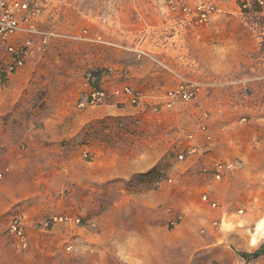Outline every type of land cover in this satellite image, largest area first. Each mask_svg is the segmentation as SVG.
I'll list each match as a JSON object with an SVG mask.
<instances>
[{"label":"rangeland","instance_id":"obj_1","mask_svg":"<svg viewBox=\"0 0 264 264\" xmlns=\"http://www.w3.org/2000/svg\"><path fill=\"white\" fill-rule=\"evenodd\" d=\"M213 1L221 13L197 29L165 18L163 0L43 1L41 29L87 30L92 41L51 37L33 57L45 69L42 112L27 115L16 102L0 114V191L23 194L14 201L0 193V264H264V7ZM6 58L0 45L1 96ZM109 67H123V84L145 95L141 105L112 96L106 106L79 109L89 74ZM182 79L198 83L197 100L162 108L158 97ZM57 109L63 115L53 117ZM236 122L248 140L244 165L233 193L208 197L212 207L192 178L203 170L187 169L164 144L185 142L202 123L218 133ZM139 161L144 172L129 176ZM11 166L22 178L16 190L13 182L3 189ZM53 216L73 221L43 228ZM16 218L25 247L8 231ZM131 234L143 242L129 244Z\"/></svg>","mask_w":264,"mask_h":264},{"label":"built area","instance_id":"obj_2","mask_svg":"<svg viewBox=\"0 0 264 264\" xmlns=\"http://www.w3.org/2000/svg\"><path fill=\"white\" fill-rule=\"evenodd\" d=\"M43 1L0 0V45L5 48L7 54L5 67L2 70L5 78L23 68L35 51L44 50L51 37L67 36L76 40L92 41L87 30H84L81 35L70 36L41 29L39 17L43 8ZM163 2L170 19L185 29H197L206 26L221 13L220 8L213 0H163ZM256 2L259 6L264 7V0H256ZM95 40L103 42L100 36L96 37ZM112 73H115V70L106 68L103 71H94L92 75L89 74L85 82L87 90L84 97L78 102L79 109L106 106L112 96H115L119 103L128 102L135 106L141 105L145 96L131 87L121 86L114 92H110L101 85L102 79ZM198 92L197 82L182 79L174 88L165 92L161 106L165 109H172L182 103H192L197 100ZM196 128L205 141H211L212 136L206 124H199ZM186 140L193 142L194 135L191 133L186 135ZM189 153H194V149H190ZM177 159L179 161L184 160V153L177 155ZM237 167V162H214L203 172L211 174L214 181L222 182L225 176ZM2 179L3 173L0 171V181ZM171 182L172 179H169V183ZM201 201L212 207L216 206L215 202H210L206 194L201 195ZM181 220L182 216L177 215L169 223L175 227ZM72 221L67 216H53L42 222L41 226L47 228L49 225L67 224ZM75 222H79V220L76 219ZM8 231L18 239L20 245L23 247L27 245L24 222L21 219L16 218L10 221Z\"/></svg>","mask_w":264,"mask_h":264},{"label":"crops","instance_id":"obj_3","mask_svg":"<svg viewBox=\"0 0 264 264\" xmlns=\"http://www.w3.org/2000/svg\"><path fill=\"white\" fill-rule=\"evenodd\" d=\"M167 16L168 15L166 14L165 18H167ZM108 43L110 45L111 44L113 45V43L111 42H108ZM135 49L142 52L141 49H138V48H135ZM37 52L38 51H35L33 56L28 60V62L25 64L23 68H21L19 71L15 72L14 74L10 75L9 80L6 82L4 86L5 95L4 96L0 95V114L4 113L5 110H11L16 104V102L19 103V106L22 110H24L25 112H28L27 115L34 114V112H39V113L42 112V111H38V108L36 107V102L38 101L36 99L38 98V95H39L38 90L42 88V85L38 86V84L42 81L43 75H45L44 74L45 69H43V65L41 64L39 65V62L33 60V57L34 55L37 54ZM114 70H115V73L113 75L112 74L111 76L107 75L102 79L101 85L103 84L107 86L106 89L110 92H114L121 86L130 87L127 84H123V80H122L123 79L122 78L123 77V74H122L123 67H120L118 69L114 68ZM116 78H119L120 81H122V84H118L115 87H112V85L108 83V80H113ZM165 92L162 93L160 97H158L160 100H162V102H163V95L165 94ZM141 94L143 95V93ZM58 100L59 99H57V101ZM44 109L50 110L47 104L44 106ZM52 110H54V108ZM17 112H20V111L18 110ZM63 112H64L63 110L59 111L57 109L56 112H54L56 114L53 115V117H60L61 115H63ZM239 126H240V123L236 122V124H232V126L230 127H224L221 130L219 129L217 130L218 133H215L216 131L214 129L212 130L207 125L208 130L212 136V139L210 142L205 141L203 136L197 131L196 127L194 128L192 127V129L186 135L190 133L193 134L194 135L193 142H189L185 138V142L182 141L180 143V141H178L175 143L174 142L175 140L174 141L166 140V143L164 144V149L166 150H168L169 148H171L172 150L176 149V158H177V155L184 153V160L179 161L178 163L183 164L185 167H187V169L191 168L195 170L196 168H199L195 170V172L198 170L200 171L201 169L205 170L206 168L210 167L214 162H237L238 163V167L232 170L229 174H227V176H225L222 182L214 181L211 177V174L205 173V172L199 173L198 177H195L194 175L192 176L193 180L198 179L197 189L203 190L204 192H206L210 199L215 200L214 198H217V196L223 197L224 195L233 193V191H235L236 189L238 176L241 171L239 170V167L244 165L242 158H240L239 156L242 155L243 157H246V152L248 149V140L245 139L244 141L242 140V137L239 136V133H238ZM44 131L46 133H50V130L48 129V127H46ZM243 144L247 145L246 149L243 147ZM190 149H194V153H189ZM155 162L156 161H154L151 164V166H153ZM135 165L137 166L138 170L135 169L136 168ZM135 165L131 167L129 176L130 174H135L136 172L137 173L144 172L145 169H143V167L146 166L145 162L139 161ZM9 170H10L9 174L6 177L7 184L6 185L4 184L3 189L7 187L9 190L8 186H10L11 182H13L15 184L14 189L16 190L18 189L16 183L22 180V178H18L19 176H21V174L18 173L17 167L11 166ZM10 190H13V189H10ZM18 190L17 192H13L10 194L6 193L3 190L0 191V193L4 195L5 197L9 195L10 198L14 199L15 201V200H20L21 197L23 196L22 192ZM123 221L124 219H122V223ZM128 232H131V231L128 230ZM128 237L130 240L129 244L131 245L133 243L132 239L136 242L137 245H140L143 242V239L139 240L140 238H142L141 235L139 234L136 236L135 239L133 238L132 234Z\"/></svg>","mask_w":264,"mask_h":264},{"label":"bare ground","instance_id":"obj_4","mask_svg":"<svg viewBox=\"0 0 264 264\" xmlns=\"http://www.w3.org/2000/svg\"><path fill=\"white\" fill-rule=\"evenodd\" d=\"M261 230H262V225L261 224H258L257 233L259 234ZM255 244H256V239L253 238L252 245H255Z\"/></svg>","mask_w":264,"mask_h":264},{"label":"trees","instance_id":"obj_5","mask_svg":"<svg viewBox=\"0 0 264 264\" xmlns=\"http://www.w3.org/2000/svg\"><path fill=\"white\" fill-rule=\"evenodd\" d=\"M263 251L262 250H258V251H256L253 255H251V256H253V257H257L258 255H260L261 253H262ZM243 257H249L250 255H248V254H243L242 255Z\"/></svg>","mask_w":264,"mask_h":264}]
</instances>
